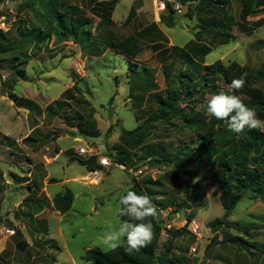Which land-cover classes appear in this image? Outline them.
<instances>
[{
  "label": "rangeland",
  "instance_id": "rangeland-1",
  "mask_svg": "<svg viewBox=\"0 0 264 264\" xmlns=\"http://www.w3.org/2000/svg\"><path fill=\"white\" fill-rule=\"evenodd\" d=\"M96 1L104 0H61L62 8H75L90 21V30L92 26L89 39L74 41L60 30L52 31L40 2L0 0V168L6 172L12 168L19 176L33 171L44 188L43 207L33 208L44 214L30 221V205L22 204L15 211L18 219L0 223V237H5L2 230L25 223L40 237L36 249L23 255L13 257L9 250L6 264H31L33 256L36 264H94L83 257L95 247L111 251L101 236L121 222L119 197L134 180L153 199L164 223L157 258L172 243L170 257L175 264H264V197L242 199L226 218V223L238 225L241 231L213 228L225 215L216 180L221 152L209 157L205 147L218 148L233 135L222 129L211 139L203 138L223 122L207 115L206 98L229 90L223 80L216 87L209 82V90H200L206 72L199 68L218 61L235 62L246 69L249 84L264 93V6L254 0L252 14L242 21L243 0H209L220 3L226 18L203 13L193 3V19L187 16L188 6L174 8L175 24L169 28L161 19L167 9L160 0H117L113 25L103 24L91 13ZM22 20L27 28L19 32ZM29 21L52 31L51 37L36 43L28 34L23 36L22 31L31 28ZM222 31L230 36H221ZM226 39L230 43L220 46ZM112 41L115 46L110 45ZM205 46L211 53L204 59L190 49ZM186 74L193 77L192 82L184 78L193 96L178 103L173 117L152 120L172 83ZM241 96L246 104L248 98ZM249 108L264 119V107ZM139 127H143L141 134H123ZM86 144H92L100 157H114L118 164L104 169L96 184L83 178L65 185L64 180L89 173L79 164L84 158L76 152ZM60 150L65 153L57 159ZM199 154L203 162L193 163ZM44 156L49 159L46 166L40 161ZM9 176L14 184L6 190V206L8 196L17 200L26 192L11 172ZM44 178L52 195L73 190L68 214L55 212ZM196 184L199 195L193 199ZM9 236L13 243L22 241L15 233Z\"/></svg>",
  "mask_w": 264,
  "mask_h": 264
},
{
  "label": "trees",
  "instance_id": "trees-1",
  "mask_svg": "<svg viewBox=\"0 0 264 264\" xmlns=\"http://www.w3.org/2000/svg\"><path fill=\"white\" fill-rule=\"evenodd\" d=\"M165 3L167 11L162 14V22L169 28L174 26L173 14L175 13L173 5L169 3L168 0H160ZM180 6H188L187 16L193 19L195 14V9H192L191 5L193 3H198L197 7L199 10H203V13H210L216 15L218 18H226V11L224 8L220 7V3L216 1L209 0H174ZM254 0H243V10L241 14V20L246 21L248 17L252 14V6ZM32 4L35 5L38 2L43 4V7L47 10L48 20L50 28L52 31L57 30L56 33L71 38L74 41H78L79 38L89 39L91 37V30L89 28L90 21L81 15L80 11L75 10L73 7L62 8L61 0H31ZM118 4L117 0H104L101 2L96 1L91 8V13L95 15L99 20L105 25H113L114 21L112 19L113 13ZM259 4L264 6V0H260ZM211 22V21H210ZM210 22H207L210 24ZM30 29L28 32L22 31L23 36L29 35V38L36 40V43L44 41V37L50 38L52 31L39 29L32 22L29 21ZM21 28L26 30L25 21H21L19 24L18 31ZM221 36H230L222 32L219 33ZM230 43V40L226 39L220 46H224ZM191 44H195L192 42ZM111 46H115V43L110 42ZM194 54L200 53L201 59H204L207 55L211 53V49L208 46L197 49L190 47ZM129 59V57H128ZM201 70L206 72L204 76V85L200 90H209V82L213 86H217L219 80H223L228 84L233 79H243L245 80L244 87L236 92L237 94L243 95L248 98L246 105L248 107H264V93L261 89L251 86L249 80L244 77L246 74V69L237 63H231L227 67L218 61L212 65L199 66ZM20 74V72H19ZM189 79V82L193 81L192 76H181L179 75L171 85V89L168 92L167 100L159 105L158 113L152 120H166L167 116L171 115L173 117L175 114L174 109L180 101L189 99L193 96L194 92L185 85L186 81L184 78ZM197 123H202L201 121H195ZM147 125V124H145ZM143 125V127L145 126ZM219 127H215L211 132H208L204 139H211L216 133L222 129H228L227 121H223L222 124L219 123ZM143 127H139L134 131L123 130L124 135L130 134H141L139 133ZM112 129L110 128L107 132V136L110 135ZM233 136L223 139L218 148L214 147L210 149L205 147V152L209 157L212 154H217L219 151L221 155L218 156L217 164L219 167L218 175L216 177L219 189H220V203L225 211L223 219H217L213 228L216 230L223 226L233 227L236 230L241 231L240 227L235 224L226 223V218H228L235 210L238 203L245 198L253 197H264V149L260 150V147L264 143V134L259 130H247L240 134L231 132ZM240 135V136H239ZM239 136V137H238ZM220 147V148H219ZM202 154H199L197 158L194 159L195 164H200L203 162L201 158ZM110 158L114 163L118 162L114 157ZM80 165L86 166L88 170L92 171L101 166L97 163L96 157H91L89 159L78 160ZM121 165V164H119ZM2 175V170L0 168V176ZM14 181L17 184H24L29 181L27 176L20 177L19 175H12ZM31 192L25 198L23 204H28V208L32 213L35 212L33 208L43 207L44 201L37 197V193L32 191V186H29ZM199 185H195L191 198L195 199L199 195ZM137 192V194L147 193L141 184L134 180L133 186L128 189ZM127 190V191H128ZM127 191L123 194L125 195ZM148 194V193H147ZM153 201V199H152ZM74 194L70 189L64 192L58 193L53 199V205L57 212L62 215L67 214L73 207ZM154 203V202H153ZM39 210V209H38ZM42 210V209H40ZM119 216V215H118ZM15 217L18 216L15 213ZM120 220L123 221L128 219L127 217L119 216ZM154 228V237L151 244L148 247L141 248L139 251H129L127 250L126 239L122 241L121 246L114 251L104 252L100 248L95 247L88 249L83 257L86 262H92L94 264H156L159 259L160 264H175L174 260L170 257L172 243L166 248L163 257H158L156 255L158 245L164 232V223L159 219V217H149ZM138 223V222H137ZM14 229V228H12ZM15 233L21 236L20 230L16 229ZM175 237V235H172ZM251 246V245H250Z\"/></svg>",
  "mask_w": 264,
  "mask_h": 264
},
{
  "label": "clouds",
  "instance_id": "clouds-1",
  "mask_svg": "<svg viewBox=\"0 0 264 264\" xmlns=\"http://www.w3.org/2000/svg\"><path fill=\"white\" fill-rule=\"evenodd\" d=\"M244 85L245 80L233 79L226 86L228 92L221 90L206 98L207 115L227 121L228 129L236 134L245 129L264 132V119L258 118L257 113L244 103L241 95L229 94L239 92ZM117 214L128 219L121 221L118 227L110 226L103 232L101 240L107 250H116L125 239L129 251H139L151 244L154 228L149 217H157L158 209L147 193L137 194L128 190L119 197Z\"/></svg>",
  "mask_w": 264,
  "mask_h": 264
},
{
  "label": "crops",
  "instance_id": "crops-1",
  "mask_svg": "<svg viewBox=\"0 0 264 264\" xmlns=\"http://www.w3.org/2000/svg\"><path fill=\"white\" fill-rule=\"evenodd\" d=\"M64 153H65L64 151L60 150V152L56 155L57 159L61 156V154H64ZM40 161L45 166L49 164V162H48L49 159L46 158L45 156H44V159H40ZM51 161H53V160H51ZM83 167H86V166H83ZM1 170H2V175L0 176V221L1 222L4 221V220H6L7 218H10L12 220V218L15 217V211H18L20 205L23 204L25 198L31 192L29 186H32V188H33L32 191H35V193H37V197L38 198H40L41 200H44L43 197H42L43 190H44V188H42V186H41L42 182L39 181V183H37V181H36L37 180V177H33V171L28 170V173H25L24 175H22V174L20 175L21 177L27 176L29 178V181L28 182L20 185L23 188H26L25 194L24 193H21V198L20 199H17V200H15V199L13 200L11 196H8V198L10 199V203L6 206L5 205V203L7 201V196L5 195L6 190L8 189V186L10 187V186H12L14 184L11 181L9 174H10V172L12 173V175L13 174H18V173L15 172V171H13L12 168H9V170L7 172L4 171L3 169H1ZM87 170H88V168H87ZM88 171L90 172V170H88ZM88 174H86V175H88ZM85 176H82V177H79V178L66 179L62 183H65V185H67L68 182H70L71 180L73 182L81 181ZM46 177H49L50 178L51 177V174H49ZM38 180H40V179L38 178ZM43 184H45V190L47 191L48 201L52 202V204H53L54 197L58 193L64 192L65 190L69 189V188H66V189L61 190L60 192H57L56 194L52 195V194L48 193V188H46V187H48L47 178H44ZM58 184H59V182L55 183L54 185H58ZM87 186H89V185H87ZM94 186H96V185H92L90 187H94ZM37 187H39V189ZM70 190L73 192L72 189H70ZM73 194H74V192H73ZM74 198H75V196H74ZM55 212L56 213H59L56 210H55ZM29 213H28V216L30 217V221H34L36 218H38L39 216H41L42 214H44V211L34 212V213H31V214H29ZM94 213H96V214H99L100 213L98 211V208H95L94 209ZM60 215H62V214H60ZM62 216H64V215H62ZM8 223H9V226L12 224L10 222H8ZM27 225L28 224L25 223V224H23L22 226H20L18 228V230H20V232H21V238H22V241H20V242L13 243V240H12V238L10 236L0 237V264H6V263L9 262V260H10L9 256L11 255L9 253L10 251L13 252V257H14V256H17L18 253L20 255H23L26 252H28L29 250L37 247L36 244L38 242V239H40V237H38V234H37V232L35 230L29 228ZM15 230H14V233H15ZM15 235H17V234L15 233ZM9 247H10V249H9ZM35 259H36V256H33V259H32L31 264H36L37 263V261H35Z\"/></svg>",
  "mask_w": 264,
  "mask_h": 264
},
{
  "label": "built area",
  "instance_id": "built-area-1",
  "mask_svg": "<svg viewBox=\"0 0 264 264\" xmlns=\"http://www.w3.org/2000/svg\"><path fill=\"white\" fill-rule=\"evenodd\" d=\"M168 1H169V3H171L173 5V9L174 8L179 9L182 7L178 3H176L174 0H168ZM162 3L165 5L164 2H162ZM76 152H77L79 157H82L84 159L96 157L97 163L101 166V168H97L95 170L90 171L89 174L84 177V180L90 184H96L99 181H101L103 178L102 171L104 169H109L114 164L113 160L110 157H106V156L100 157L99 153H97V151H95L92 144H86L84 147H79L76 150ZM12 230L13 229H9V228L4 229V230H2V235L3 236L11 235L14 233Z\"/></svg>",
  "mask_w": 264,
  "mask_h": 264
},
{
  "label": "water",
  "instance_id": "water-1",
  "mask_svg": "<svg viewBox=\"0 0 264 264\" xmlns=\"http://www.w3.org/2000/svg\"><path fill=\"white\" fill-rule=\"evenodd\" d=\"M70 135L73 136V137H76L77 136V134L75 132H70ZM0 223H1V221H0ZM11 226H12V224L10 225V227Z\"/></svg>",
  "mask_w": 264,
  "mask_h": 264
}]
</instances>
